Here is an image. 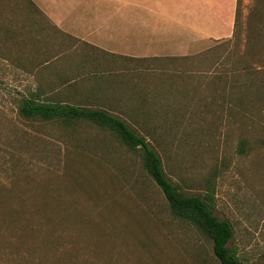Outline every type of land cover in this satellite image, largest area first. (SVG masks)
Returning a JSON list of instances; mask_svg holds the SVG:
<instances>
[{
  "label": "rangeland",
  "instance_id": "374dc122",
  "mask_svg": "<svg viewBox=\"0 0 264 264\" xmlns=\"http://www.w3.org/2000/svg\"><path fill=\"white\" fill-rule=\"evenodd\" d=\"M234 1L170 0L200 23L168 24L154 50L130 42L112 60L126 76L100 91L81 78L58 85L77 72L65 62L30 72L0 54V264H221L208 236L172 214L138 150L95 124L24 117L21 98L37 94L126 119L185 192H214L241 261L264 264V50L228 41Z\"/></svg>",
  "mask_w": 264,
  "mask_h": 264
},
{
  "label": "crops",
  "instance_id": "0c3cea01",
  "mask_svg": "<svg viewBox=\"0 0 264 264\" xmlns=\"http://www.w3.org/2000/svg\"><path fill=\"white\" fill-rule=\"evenodd\" d=\"M32 1L44 15L33 16L38 11ZM56 7L62 11H53ZM186 7L181 4L180 9H172L170 0H0V8L9 9L7 13L0 10V54L12 56L23 71L30 72L65 62L77 72L58 85H77L74 79L81 78L76 80L80 82L77 86H86V79L92 82L91 87L99 84L107 88L126 76L121 67L113 71L112 60L120 62L122 56L129 55L130 42L136 48L143 45L154 50L159 48V42L154 43L161 38L160 31H165L162 37L168 39V24L181 23L185 32L190 31L186 24L200 23L190 13L187 18ZM236 7L237 0L231 4L227 21L235 20ZM58 33L61 36H56ZM73 48L78 49V58Z\"/></svg>",
  "mask_w": 264,
  "mask_h": 264
},
{
  "label": "trees",
  "instance_id": "16d2710c",
  "mask_svg": "<svg viewBox=\"0 0 264 264\" xmlns=\"http://www.w3.org/2000/svg\"><path fill=\"white\" fill-rule=\"evenodd\" d=\"M249 8L245 16V9ZM228 41L239 47L244 44L245 51L253 55L264 50V0H254L250 7L244 4V0H237L233 35ZM97 86L98 91L104 90L99 84ZM19 112L26 118L62 120L69 124L91 123L111 130L124 145L140 152L145 170L161 189L172 214L187 220L208 236L212 241L214 256L221 264H248L241 261L237 248L230 245L234 235L232 223L220 219L214 212V192L211 190L205 195L185 192L168 175L159 152L120 115L106 108L72 104L54 97L42 99L38 94L23 96Z\"/></svg>",
  "mask_w": 264,
  "mask_h": 264
}]
</instances>
